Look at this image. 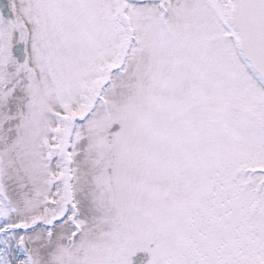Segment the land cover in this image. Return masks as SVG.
I'll list each match as a JSON object with an SVG mask.
<instances>
[{
    "label": "snow or ice",
    "instance_id": "snow-or-ice-1",
    "mask_svg": "<svg viewBox=\"0 0 264 264\" xmlns=\"http://www.w3.org/2000/svg\"><path fill=\"white\" fill-rule=\"evenodd\" d=\"M0 264H264V0H0Z\"/></svg>",
    "mask_w": 264,
    "mask_h": 264
}]
</instances>
